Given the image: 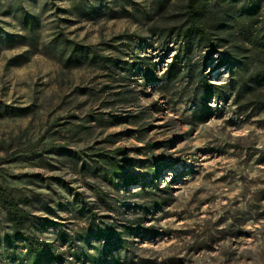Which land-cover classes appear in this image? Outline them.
Segmentation results:
<instances>
[{"label": "rangeland", "instance_id": "rangeland-1", "mask_svg": "<svg viewBox=\"0 0 264 264\" xmlns=\"http://www.w3.org/2000/svg\"><path fill=\"white\" fill-rule=\"evenodd\" d=\"M156 1L0 0V264H264V84L240 95L229 47L178 34L190 0ZM256 1L210 7L244 40Z\"/></svg>", "mask_w": 264, "mask_h": 264}, {"label": "trees", "instance_id": "trees-1", "mask_svg": "<svg viewBox=\"0 0 264 264\" xmlns=\"http://www.w3.org/2000/svg\"><path fill=\"white\" fill-rule=\"evenodd\" d=\"M171 0H157L159 10H163L164 7ZM228 4L235 2L236 0H225ZM211 0H190L187 7L186 19L178 29V34L183 36L187 41H193L198 44H204L206 47L217 50L221 47H229L233 59H235L238 66V79L237 87L238 93L242 96L249 94H256L259 88L264 84V33L247 32L243 33V38H239L234 28V17L228 11L224 10L222 13H213L211 10ZM247 4H251V10L249 13H255L260 4L256 0H245ZM229 8V5H228ZM174 29L168 30L172 32ZM78 66L85 63L94 64L95 58H89L85 55L82 59H75ZM107 62L109 58H104ZM173 73L170 71L165 77H169L171 82H177L182 79L180 69H175L174 65ZM150 80H155L153 73L149 74ZM203 93L200 100L197 103V109L193 113V124L204 123L211 117L210 106L206 103L211 96L220 94V88L214 85L203 77L202 81ZM260 105L258 109L252 114V116H258L264 112V101H259ZM118 164L113 165V173H118ZM127 175H125V181H130ZM156 195L152 192L137 191L134 196L137 197H149ZM12 218L18 224H22L26 218L21 212L12 206L10 209Z\"/></svg>", "mask_w": 264, "mask_h": 264}]
</instances>
